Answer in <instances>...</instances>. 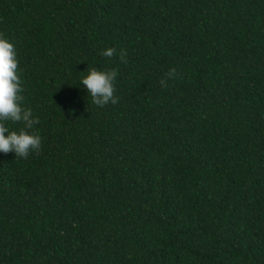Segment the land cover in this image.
I'll use <instances>...</instances> for the list:
<instances>
[{
	"label": "trees",
	"instance_id": "trees-1",
	"mask_svg": "<svg viewBox=\"0 0 264 264\" xmlns=\"http://www.w3.org/2000/svg\"><path fill=\"white\" fill-rule=\"evenodd\" d=\"M0 32L42 137L0 152V264H264V0H0Z\"/></svg>",
	"mask_w": 264,
	"mask_h": 264
},
{
	"label": "clouds",
	"instance_id": "clouds-1",
	"mask_svg": "<svg viewBox=\"0 0 264 264\" xmlns=\"http://www.w3.org/2000/svg\"><path fill=\"white\" fill-rule=\"evenodd\" d=\"M116 52L114 47H105L100 55L111 57ZM120 60H125V52L121 50ZM174 70L169 71V76ZM77 82L82 85L92 103L103 107L106 104H116L119 97L115 95L116 68H98L88 66ZM166 86L164 80L160 81ZM23 83L18 69V58L15 45L0 32V152H13L16 157L27 158L30 153H38L42 137L34 130L38 117L30 107H25L21 101ZM22 123L21 127L11 128V123Z\"/></svg>",
	"mask_w": 264,
	"mask_h": 264
}]
</instances>
